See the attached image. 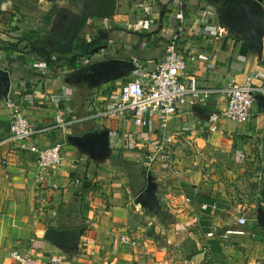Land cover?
Here are the masks:
<instances>
[{
    "label": "crops",
    "instance_id": "0c3cea01",
    "mask_svg": "<svg viewBox=\"0 0 264 264\" xmlns=\"http://www.w3.org/2000/svg\"><path fill=\"white\" fill-rule=\"evenodd\" d=\"M27 1L0 0V45H18L9 39L16 31L23 33L19 47L28 41L31 29L20 20L19 29L12 27ZM37 1L47 16L56 7L49 34L58 10L81 14L86 3L68 8L60 0ZM225 6L185 0L188 22L178 40L187 60L182 80L194 77L200 87L222 89L232 78L242 81L257 72L256 83L262 85L264 46L259 54L242 34L222 24ZM203 8L214 11L215 20L203 17ZM174 10L173 0H118L117 13L101 19L109 31L102 40L112 46L113 56L133 61L136 68L97 85L74 74L68 60L51 66L34 53L0 49V140L20 110L35 127L53 126L29 142L42 148L62 142L64 157L62 166L43 169L34 152L14 142L0 146V264H16L12 256L19 252L35 255L37 264H174L181 251L200 256L195 264H264V224L256 214L264 207V109L257 99L250 118L241 122L221 115L224 93L206 102L187 97L168 126L174 134L170 170L149 155V144L160 137L157 119L142 128L132 120L96 116L113 105L124 82L164 59ZM218 25L225 30L219 32ZM35 34L31 40L47 44L44 32ZM80 43L77 39L69 56L81 50ZM96 130L109 131V150L97 160L72 141ZM149 173L157 183L153 212L136 202ZM204 203L210 205L206 210ZM242 215L248 220L245 233H229L240 227ZM50 228L83 232L65 247L45 238ZM123 232L135 244L122 243Z\"/></svg>",
    "mask_w": 264,
    "mask_h": 264
},
{
    "label": "built area",
    "instance_id": "2783aa9c",
    "mask_svg": "<svg viewBox=\"0 0 264 264\" xmlns=\"http://www.w3.org/2000/svg\"><path fill=\"white\" fill-rule=\"evenodd\" d=\"M173 4L175 10L172 33L165 44L164 59L149 72L139 73L133 79L124 82L119 91L113 95V105L105 110H99L96 115L110 120H132L142 128L149 126L152 120L157 119L160 137L156 142L149 144L148 150L152 160L157 159L161 162L163 170H170L173 161L171 145L174 143V134L168 127L169 122L177 113L178 105L187 97H191L194 101L206 102L212 94L224 93L227 97V105L221 115L243 122L250 118L256 96L264 95V84L256 83L259 77L257 72H250L242 81L232 78L230 83L222 89L200 87L194 77L182 80L187 69V60L178 49V40L188 20L184 11L185 0H173ZM214 13L209 9L202 10L203 17L214 19ZM205 23L211 25L210 22ZM217 28L219 32L225 30L221 25ZM52 128L53 126L35 127L23 111L15 110L9 133L0 140V146L8 142L17 143L21 149L36 154L39 168L60 167L64 163L62 142L58 141L45 148L29 142L39 133H45ZM209 207L207 203L202 205L205 210ZM212 208L216 209V204H213ZM247 221L244 215L240 216L238 219L240 227L228 232L244 234L245 230L242 227L247 224ZM120 241L125 244H135L128 232L121 234ZM12 258L16 264H37L36 256L31 253H15ZM183 264H191V261L184 258Z\"/></svg>",
    "mask_w": 264,
    "mask_h": 264
},
{
    "label": "water",
    "instance_id": "95a60500",
    "mask_svg": "<svg viewBox=\"0 0 264 264\" xmlns=\"http://www.w3.org/2000/svg\"><path fill=\"white\" fill-rule=\"evenodd\" d=\"M220 1H223L226 5L223 8L222 24L228 26L231 31L242 34L250 43V46L258 51L259 54H262L264 46V0H212L215 3ZM83 7L85 11L81 14L72 15V21L69 19L70 21L61 32L62 38L67 39L65 46L60 43L55 45L49 39L47 44H39L38 39H30L22 47L11 44L0 45V49H14L26 54L34 53L43 58L47 65L69 59V64L74 65L73 73L92 85L111 79H119L134 70L136 66L133 61L113 56L112 46L108 43L100 44L85 53L75 52L69 57L53 56V52L68 54L73 51L77 39L80 40V44L86 40L87 46H89L90 43L96 40L109 38V31L105 28L93 29L89 32H85L84 28L92 18L107 19L113 17L118 9V0H86ZM94 33L97 34L96 38L93 37ZM86 55L87 57H85ZM3 73L6 76V81L9 82L8 72L3 71ZM256 99L258 104L264 109V95L258 94ZM108 137V130H96L87 132L83 136H75L72 141L74 144L83 147L93 159L97 160L103 158L109 150ZM156 189L155 177L149 173L146 188L136 198L137 204L153 212L157 208ZM256 214L257 220L264 224V207L259 206ZM82 232V229L50 228L45 233V238L68 247L78 241Z\"/></svg>",
    "mask_w": 264,
    "mask_h": 264
},
{
    "label": "rangeland",
    "instance_id": "374dc122",
    "mask_svg": "<svg viewBox=\"0 0 264 264\" xmlns=\"http://www.w3.org/2000/svg\"><path fill=\"white\" fill-rule=\"evenodd\" d=\"M80 0H60L61 2V6H66L68 8L70 7H74L75 5L79 4ZM82 1V0H81ZM40 5L38 3L37 0H31V1H27L26 3L22 4V10L17 14V18L14 19V25L12 26L14 31H16L17 29H19L20 27L16 24L17 20H20L21 24L23 25V27L25 28V30H30V35H36L35 33H43L44 32V36L50 35L49 34V30L47 31L48 28V20L46 19V16L43 11L40 10ZM51 16H53V12L51 11L50 13ZM21 17V19H20ZM106 23H103L101 21V19H95L92 18V20L88 23V25H86V28H90V29H98V28H102ZM34 32V33H33ZM47 32V33H46ZM25 33V32H24ZM46 33V34H45ZM16 34H18L17 36H10V41H13L15 43H17L19 45V43H21V39L23 38L22 36V32L18 33L16 31ZM28 34V33H27ZM252 201H256L255 198ZM255 203V202H253ZM194 254H186L183 253L182 251L179 252V257L177 256V253L175 254L176 258H175V262L174 264H181V260L185 257H187L190 261L191 264H195L197 258L193 256ZM200 261V260H198ZM198 264V262H197Z\"/></svg>",
    "mask_w": 264,
    "mask_h": 264
},
{
    "label": "flooded vegetation",
    "instance_id": "af4514ba",
    "mask_svg": "<svg viewBox=\"0 0 264 264\" xmlns=\"http://www.w3.org/2000/svg\"><path fill=\"white\" fill-rule=\"evenodd\" d=\"M83 11H85V8H84V7H83V9H82V12H83ZM82 12H80V13H82ZM57 14H58V16H57V18H56V21H57L56 26L54 27V29H52V30L50 31V35H47L46 37H47L52 43H54L55 45H57V43H60L62 46H65V44H66V42H67V39L62 38V36H61V32L65 29V26L67 25V23H68L70 20L72 21L71 18H73V16H72L71 13L66 12V11H64V10H61V11L58 10ZM69 19H70V20H69ZM93 37L96 38V37H97V34L94 33V36H93ZM47 41H48V40H47ZM94 42H95V41H94ZM94 42H93V43H90V45L87 46V41H86V40L83 41L82 44H81V45H82V48H81V50H80L79 52L85 53L86 51H91L93 48H95L96 46H98V45H100V44L106 43V42H104L103 40H96V42H99V43H97L96 45H94L93 47H91V44H94ZM68 54H69V53H68ZM68 54H66V55L59 54L58 56L69 57ZM72 54H73V53H72ZM87 55H89V54H87ZM58 56H56V57H58ZM70 56H71V55H70ZM67 60H69V59H67Z\"/></svg>",
    "mask_w": 264,
    "mask_h": 264
},
{
    "label": "trees",
    "instance_id": "16d2710c",
    "mask_svg": "<svg viewBox=\"0 0 264 264\" xmlns=\"http://www.w3.org/2000/svg\"><path fill=\"white\" fill-rule=\"evenodd\" d=\"M55 10H56V7L54 6L52 12L55 13ZM51 17H52V16H51L50 14H48V16H47V20L50 21V20H51ZM24 39H28V40H30V39H32V38H31V35H27V36H25ZM53 64H54V62L51 63V66H53ZM145 173H146V169H145Z\"/></svg>",
    "mask_w": 264,
    "mask_h": 264
}]
</instances>
